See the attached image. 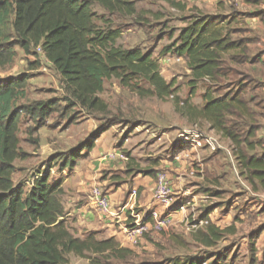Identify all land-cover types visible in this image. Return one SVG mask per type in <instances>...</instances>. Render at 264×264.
<instances>
[{"label": "trees", "instance_id": "obj_1", "mask_svg": "<svg viewBox=\"0 0 264 264\" xmlns=\"http://www.w3.org/2000/svg\"><path fill=\"white\" fill-rule=\"evenodd\" d=\"M165 1L173 8L179 7L172 0ZM242 1L253 6L264 2ZM93 7L104 12L102 28L94 23ZM146 13L138 12L133 0H0V66L13 62L15 47L26 55L39 50L58 73L63 93L59 99L17 105L16 99L22 95L25 80L9 79L0 84V264H68L69 255L84 259L88 264H158L136 261V254L114 238L98 240L92 233L77 237L65 220L61 183L50 182L53 168L72 170L82 157L80 153H90L100 135L112 125L108 122L111 115L108 105L100 98L106 81L116 80L120 87L139 98L164 100L172 96V84L160 75L151 51L139 47L125 50L115 45L120 32L111 28L112 18L135 21ZM216 19L210 16L188 18L187 25L167 48L172 51L169 54L186 58L192 89L201 80L211 85L203 94L200 109L180 104L177 99L173 102L174 109L182 117L206 121L210 130L227 139L233 147L239 176L253 189L264 190V153L261 156L250 154L261 145L255 141L259 128L256 113L251 98L247 100L245 93L246 85L253 79L225 62L222 54L232 47L239 48L240 44L231 43L230 30L214 28ZM242 53L246 54L245 46ZM242 58L244 56L234 57L235 63H240ZM231 78L240 79L238 90H231L227 84L224 86L228 90L223 94L212 89L213 84ZM140 82L146 87L140 86ZM74 108L105 123H100L97 131L75 152L48 159L43 172H38L27 187L15 184L14 161L26 157L18 148L20 119H29L34 124L29 132H33L45 127L52 115L66 114ZM179 151V147H174L169 155L173 157ZM126 166V175L145 172L146 176L153 175L140 170L131 159ZM130 219L129 228L133 223ZM205 221L203 230L194 237L206 249L215 247L227 235L235 234L233 226L220 229L206 218ZM205 260L175 258L168 264H203Z\"/></svg>", "mask_w": 264, "mask_h": 264}, {"label": "rangeland", "instance_id": "obj_2", "mask_svg": "<svg viewBox=\"0 0 264 264\" xmlns=\"http://www.w3.org/2000/svg\"><path fill=\"white\" fill-rule=\"evenodd\" d=\"M133 1L138 12L144 11L147 13L138 18L135 17V21L128 18H112L114 24L111 28L120 32L115 45L125 50L139 47L144 51H151L152 58L159 67L160 75L166 82L172 84V96L164 100H158L154 97L139 98L137 95L120 87L116 80L106 81L100 98L108 105L111 114L108 122L112 123V125L103 133L109 132L115 136L117 133L120 134V137L115 138V140H119V142L117 141L118 144L114 141L112 149L119 150L121 154L128 156L129 158L127 157V159L129 161L131 159L130 155L135 148H140L141 150L139 151L141 153L134 161L140 170H151L150 172L153 175L149 177L154 184L158 173H168V169L164 168L165 165L160 163V161L168 159L167 156H169V150L172 147L169 143H173V138L178 133L183 130L193 134L197 132L202 136V144L207 147L215 144V133L208 132L202 120H197L195 117H190L189 119L188 117L180 116L173 105L174 99H177L180 104L183 102V104L187 103L189 106L200 109L203 103V94L211 85L206 80H201L192 89L191 76L186 72L185 61L183 58L177 61L171 57L173 56L171 53H168L172 52L167 50V48L174 43L177 38V33L175 32L181 25L178 23L179 19L182 18V15L178 13L180 11L173 10L175 8H172L169 2L165 0ZM174 2H177V0H174ZM178 2L181 3L182 0ZM92 9L95 14V25L99 28L104 27V21L101 19L104 16V12L98 7H93ZM243 12H248L245 7ZM186 15L188 14L186 13ZM245 27L246 25L243 23V28L246 30L244 37L253 38L255 33L249 32L250 30L247 31ZM252 48L256 49L255 45ZM14 50L15 57L13 62L0 66V84L9 79L23 78L25 80L24 89L20 91L22 95L16 99L17 105L59 99L63 96L59 87L58 73L44 59L39 50L32 52L30 55H26L18 47H15ZM238 80L240 79L231 78L230 81L213 84L212 89L218 90L217 94H223L228 90L224 86L227 84L231 90H238L240 87L237 83ZM140 86L146 87L143 82H140ZM246 86L249 90L248 93H250H246V99L250 100L251 98L252 100L251 106L256 113L259 125L258 133L260 129H264V80H253ZM192 90L194 92L190 94ZM60 104L61 107L64 106L63 102ZM61 113L52 115L45 127L33 132H29V129L33 128L34 124L27 118L20 119L17 132L18 148L22 153L26 154V157L23 160L14 161L16 172L13 175V180L15 184H24L27 187V184H31L33 177L38 172H43V165L48 159L57 154L75 152L77 147L97 131L100 123L103 122H98L96 119L81 112L78 108L69 110L66 114ZM134 132H139L138 134L135 133L139 137L135 141L131 138L126 143L125 148H122L126 139L130 138ZM157 134L160 135L159 139L152 137ZM207 141L209 144H207ZM222 141L218 139L222 147L231 148L228 143L224 141L222 143ZM255 141L261 144L257 146L256 152L264 150V141L258 139L257 134ZM109 144L111 145V143ZM230 153L234 161L230 163L227 159L230 171L234 168L237 171L233 148H231ZM80 154L82 157L78 159L74 167L77 170L86 169V165L89 162V153L86 154L82 151ZM112 161H114L112 163L115 166L101 169L96 173L97 177L94 179L83 176V181L79 175L71 179L73 176L71 175L72 172L70 173L71 170L58 171L57 168H53L50 171V182H60L64 192L61 196V202L66 213L65 220L67 225L79 238H84L87 233H92L98 240L102 236H106L104 231L96 233L89 232L90 230L88 231L85 227H73L79 221L78 215L72 212L77 208L74 206L82 202V194L86 196L85 194L89 192L91 185L95 186L94 188H100L105 194L109 186L116 188L121 184V181L126 182L128 191L133 189V176L131 177V173L130 175L125 174L128 161H119L118 159ZM170 166L173 167L174 165ZM137 174L140 175V178L146 177L144 173H136L134 175ZM85 175L88 174L86 173ZM189 177L188 179L185 178L184 183L188 184V186L198 185V190H203L201 189L202 187L206 188L203 196L208 195L209 192L208 197L210 199L201 202L202 205L199 204L200 206L198 204L195 205L192 209L193 211L190 210L187 218L181 219V221L176 220L173 223L170 222L161 230H151L139 236V241L135 242L134 248L131 249L137 256L136 261L168 264L170 260L175 258H204L206 260L203 264H264V203L262 202V205L258 199L257 202L247 205L243 201L246 197L248 199L250 197L245 188L243 189L238 183L239 177L231 181L232 185L230 183L226 185V189L223 186L222 188L214 187V189H210L205 181L197 180L195 176ZM168 182L170 183V180ZM155 188L156 183L153 191ZM229 188H232V190H229ZM139 191L140 189H137L136 198ZM77 192H80V194L78 195ZM156 204L159 205L158 203ZM261 205L263 206L262 209H260ZM205 209L206 212L204 213L206 214L203 215ZM207 209L209 210L208 212ZM97 211L102 214L98 209ZM214 211L220 213V218L226 214L225 216L228 217L225 221L226 227L233 226L235 234L227 235L215 247L206 249L194 236H196L198 231L203 230L205 226L203 221H205V218L209 221V215ZM197 219L201 220L198 224H195ZM130 220V222L134 221V219ZM200 222L202 224H199ZM194 225L195 228L192 227ZM68 260V264H88V261L73 255H69Z\"/></svg>", "mask_w": 264, "mask_h": 264}, {"label": "crops", "instance_id": "obj_3", "mask_svg": "<svg viewBox=\"0 0 264 264\" xmlns=\"http://www.w3.org/2000/svg\"><path fill=\"white\" fill-rule=\"evenodd\" d=\"M172 1L174 2V0ZM178 1L179 0L174 3L179 7L173 9L180 11L177 12L182 15V18H180L178 22L181 25L175 32L177 33V37L179 30L189 22L188 18L193 16L198 18L206 16L216 17V25L214 28H223L225 31L230 30L231 43L236 42L237 44H240L239 48L232 47L233 49L231 48L229 52L222 54L225 62L230 68L242 75L248 76L255 81L264 80V2L253 6L244 3L242 0H182L181 3ZM244 7L248 12H243ZM186 13L188 15H186ZM243 23L246 25L245 28L247 31L250 30L249 32L252 31L255 33L253 38L244 37L246 30L243 28ZM254 45L256 49L252 48ZM244 46L246 48L245 55L242 53ZM238 55L241 57L244 56L245 59L242 58L240 63H235L234 57ZM183 60L186 63V58H183ZM186 69V72L191 76V71L187 65ZM248 91L249 90L246 89L245 93H248ZM202 122L208 132L215 133L216 137L214 140L216 143L220 144L218 142V139H220L233 148L227 139L222 138L215 131L210 130V125L206 121ZM135 133L136 132L133 134ZM136 134L127 138L122 148H125L126 143L131 138L135 141L136 138L139 137V135L136 136ZM256 134L258 139L264 141V129H260ZM184 136H187L186 138L188 141L181 139L184 138ZM118 137H120L119 133H117L116 136L109 132L103 133L96 141L94 149L89 153V162L86 165V169H72L70 171V173L72 172L71 175H73L71 179L76 175H79L81 180L83 176L94 179L97 177L96 173L101 169L115 166L114 163H112L114 161L108 159L107 155L114 152L120 153L119 150L112 149L114 141L118 144L119 140H115V138ZM152 137H157L159 139L160 135L157 134ZM202 141V136L197 132L193 134L189 131L183 130L173 138V143H169L172 145L169 152L174 147H179L180 151L172 155L173 157L169 155L167 156L168 159L166 158L165 161H160V163L165 165L164 168L168 169V173L161 172L156 175V177L160 174L164 175L167 180H170V183L168 182L170 194L167 206H161L160 204L157 205L153 200V189L156 181L153 184L152 179L149 176L140 178V175L137 174L133 175V189L131 191H128L127 184L124 181H121V184L116 188L113 186L107 188L106 195L110 202L111 211L108 214H99L97 209L93 206L91 201V190L95 186L91 185L89 192L85 194L86 196H83L84 194H82V202L77 206H74L77 208L72 212L73 214L78 215L79 221H77L73 227H85L88 231L90 230L89 232L92 231L96 233L104 231L106 236H102L99 240L114 238L116 241L120 242L123 247L133 249L134 243L139 241V239L138 237H133L128 234L130 224H128L127 221L129 218H132V216L146 218L149 213L156 212L159 216L165 217L169 222L173 223L176 220L181 221V219L187 218L190 210L193 211L192 209L195 205H202L201 202L210 199V197H208L209 192L208 195L203 196V192L206 188L202 187L201 189L203 190H198V185L194 184L193 186H188V184L184 183L186 179L190 178L189 176H195L197 180H201L202 182L205 181L210 189H214V187L222 188V186L226 189V185L229 183L231 184V181H233L234 178L239 177L238 179L241 181L239 180L238 183L243 189L245 188L247 194L249 193L251 195L248 194L250 199L246 197L243 201L247 203V205L257 202L258 199L261 201V204L262 202L264 203L262 198L264 190L253 189V186L249 185L241 176H239L238 168L237 171L236 168L233 169L232 164L231 166L233 170L230 171L227 162L228 160L230 163H233L234 161H232L224 151L220 149L212 150L210 146L207 147L205 144H202ZM109 143H111V145ZM135 150V152L133 151L130 155L132 162H135L134 160L141 153L139 151L141 150L140 148H135ZM256 151L257 147L254 153L250 154L261 156L264 153V150L260 152ZM170 165L174 166L171 167ZM147 171L151 170L149 169ZM232 171L234 172L232 173ZM86 173L88 175H85ZM137 189H140V191L136 198ZM229 190H232V188H229ZM77 193L78 195L80 194V192ZM262 205L260 209H262ZM204 212H206V209L203 211V215L206 214ZM225 215H221L222 217L220 218V213L214 211L209 215V222L220 229H225L227 228L225 221L228 218ZM200 220L201 219H197V222Z\"/></svg>", "mask_w": 264, "mask_h": 264}, {"label": "built area", "instance_id": "obj_4", "mask_svg": "<svg viewBox=\"0 0 264 264\" xmlns=\"http://www.w3.org/2000/svg\"><path fill=\"white\" fill-rule=\"evenodd\" d=\"M171 57L175 58L177 61L180 60V58L178 57ZM186 137L187 136H184V138L181 139H184V141H188ZM207 144H209L208 141ZM209 146L212 148V150L220 149L224 151L233 161V158L231 157L230 153L231 148L226 149L220 144L216 143V141L214 145ZM107 158L111 160L118 159L119 161H128L126 156L118 152L108 154ZM169 194L170 191L168 180L164 175H158L156 180V188L153 191V200L161 206H167L169 202ZM262 198L264 200V195ZM91 201L93 206L96 207V209H98L100 213L108 214L111 212L108 196L100 188H93L91 190ZM132 218L134 219V221L132 223V227L128 230V234L133 237H139L144 233L150 232L151 230H161L170 223L167 218L159 216L156 212L149 213L146 218H140L137 216H132ZM195 224H198V222H196ZM199 224H202V222H200ZM206 224L207 222L203 221V225ZM192 227L195 228V225Z\"/></svg>", "mask_w": 264, "mask_h": 264}]
</instances>
